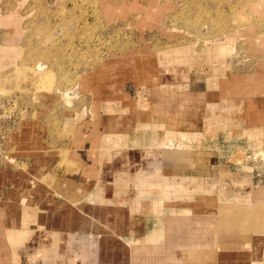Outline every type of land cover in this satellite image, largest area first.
Listing matches in <instances>:
<instances>
[{
    "label": "rangeland",
    "instance_id": "1",
    "mask_svg": "<svg viewBox=\"0 0 264 264\" xmlns=\"http://www.w3.org/2000/svg\"><path fill=\"white\" fill-rule=\"evenodd\" d=\"M6 15L21 19L18 32L0 23L3 222L24 207L54 211L57 231L61 220L62 230L84 222L72 211L92 196L76 204L59 185L75 169L67 148L74 139L90 144L85 119L98 121L94 136L108 135L114 149L93 192L113 195L114 170L147 169L190 180L162 195L168 215L189 211L199 222L225 201H264V0H0ZM165 150L187 160L170 164ZM122 210L111 211L117 223ZM154 219L147 212L130 227L145 236ZM33 220L25 226L43 236L48 227ZM102 238L109 252L113 241ZM133 239L128 233L113 248L120 254ZM160 255L150 253V264H172Z\"/></svg>",
    "mask_w": 264,
    "mask_h": 264
},
{
    "label": "crops",
    "instance_id": "2",
    "mask_svg": "<svg viewBox=\"0 0 264 264\" xmlns=\"http://www.w3.org/2000/svg\"><path fill=\"white\" fill-rule=\"evenodd\" d=\"M20 19L17 15H6L0 18V23L11 24L18 32ZM97 124L98 121L85 119L82 127L86 128L84 134L88 135L87 143L90 138V144L81 147L74 139V144L67 148L66 161L68 159L75 169L67 170L61 178L63 184L59 185L60 191L69 194L68 197L76 204L83 196L85 199L92 196V203L88 206L78 205L72 211L77 220L84 222L80 226L76 224L62 230L67 226V219L61 220L60 231H57L51 223L56 215L54 211L36 214L24 207L21 214L17 213L14 221L8 224L3 222L0 212V264H21L23 257L26 258L23 264H134L136 261L150 264L153 260L149 254L154 252L163 255L162 262L167 260L172 264H264V258L258 260L259 256L264 257V201H225L219 204L217 215L207 216L199 222L191 217L189 211L180 216L168 215L164 213L162 197L166 193L174 195L175 191L187 190L190 180L180 178L175 183L168 177H160L159 172L154 174L147 169L138 172H129L127 168L114 170L118 189L112 190L113 195H102V187L93 192L95 186L91 185L99 182L103 161L109 160L114 150L108 135L94 136L93 130L99 127ZM179 133L182 139L185 138L186 134ZM174 141L170 140L171 143ZM164 153L163 159L170 164L187 160L183 157L187 156L185 154L181 156L168 150ZM133 175L137 189L131 196L125 189ZM66 185L69 187L64 189ZM45 205L49 206V200ZM117 208H123L122 217L117 215L118 219L123 218L119 223L115 215L111 216V211L115 212ZM147 212L155 215L154 229H149L151 231L142 236L130 227L131 219L146 216ZM32 219L38 220L40 227H48L43 236L35 227L25 226ZM100 227L109 229L108 233L102 232V229L100 231ZM46 232L51 233L52 238ZM167 232L171 236L167 237ZM128 233L138 239L130 241V248L123 245L118 254L113 248L115 242L117 238L127 237ZM104 236L113 241L112 247L107 250L109 252L103 251L101 245ZM152 242L160 246L149 247L148 244ZM138 243L141 247L135 250L132 245Z\"/></svg>",
    "mask_w": 264,
    "mask_h": 264
}]
</instances>
